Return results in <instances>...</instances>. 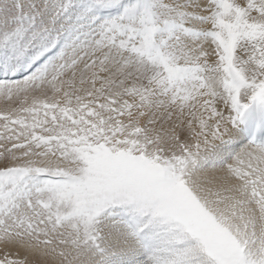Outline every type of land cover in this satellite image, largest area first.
I'll use <instances>...</instances> for the list:
<instances>
[{"label": "snow or ice", "instance_id": "obj_1", "mask_svg": "<svg viewBox=\"0 0 264 264\" xmlns=\"http://www.w3.org/2000/svg\"><path fill=\"white\" fill-rule=\"evenodd\" d=\"M0 264H264V0H0Z\"/></svg>", "mask_w": 264, "mask_h": 264}]
</instances>
